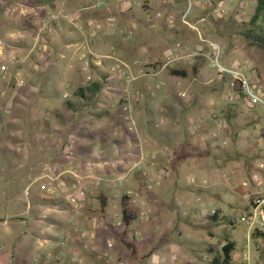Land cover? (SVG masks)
<instances>
[{
  "label": "rangeland",
  "instance_id": "rangeland-1",
  "mask_svg": "<svg viewBox=\"0 0 264 264\" xmlns=\"http://www.w3.org/2000/svg\"><path fill=\"white\" fill-rule=\"evenodd\" d=\"M72 1L78 9L65 3L59 16L36 0H0V264H210L227 241L232 264H264L245 197L264 194L263 109L236 99L231 77L204 56L166 66L188 34L191 49L217 46L218 63L240 66L264 95V51L239 33L256 0H120L131 6L123 14L118 0ZM68 17L95 37L92 49L65 40L77 37ZM119 42L133 44L129 69L111 51ZM158 63L161 74H144ZM92 65L106 66L108 83L72 114L61 102L99 79ZM192 65L195 76L168 73ZM22 87L25 97L42 91L25 99ZM235 102L239 113L213 130L210 116L223 120ZM122 194L136 211L127 239L148 255L138 262L120 241Z\"/></svg>",
  "mask_w": 264,
  "mask_h": 264
},
{
  "label": "trees",
  "instance_id": "trees-1",
  "mask_svg": "<svg viewBox=\"0 0 264 264\" xmlns=\"http://www.w3.org/2000/svg\"><path fill=\"white\" fill-rule=\"evenodd\" d=\"M48 2V0L36 1V3ZM264 21V0H256L255 6L253 9V13L249 17L246 23H243L244 28L239 31L241 35L244 36L246 40L252 45L258 48H261L264 51V32L262 27V22ZM159 65V63H158ZM153 66V65H152ZM98 72V78L92 81L85 83L83 86L76 87L73 91H71L69 98L63 99L61 102V107H65L67 110L72 112V114L77 113L80 109L85 108L86 106L93 104L97 99L98 94L101 90L106 86L108 81L106 80V76L103 75V72L98 68H94ZM168 73L171 76L178 78H188L190 75L195 76L198 73L195 65L191 67L190 70L182 69V68H174L170 67L168 69ZM108 75V74H107ZM24 87L20 89V95L24 96L25 99L33 96L35 99L38 96V93L42 91L41 88L38 89L37 93L31 94V96H26L24 92ZM22 92V93H21ZM235 94L236 99H243V95L240 90L233 88L232 91ZM26 101V100H25ZM237 101V100H236ZM28 102V101H27ZM94 105V104H93ZM239 104L234 103L232 105H228L224 111V123L226 125V120L231 121L233 117L235 118L236 113H239ZM96 114V113H95ZM212 118V116H210ZM251 122H256V120H251ZM101 210L106 206L105 201H103L102 197H98ZM131 198L129 195L122 194L119 198V213H120V223L122 224V232L120 234V241L126 250L129 252L130 256L135 261H140L148 255H141L139 253L138 246L135 243V238L132 235L131 239H127V233L129 232V226L136 219V211L130 206ZM219 211H213V214L208 217L210 220L218 221L217 213ZM254 235L259 237H264V233L259 231H254ZM234 250V243L231 241L225 242L220 247V254L213 257L210 261V264H232L231 252Z\"/></svg>",
  "mask_w": 264,
  "mask_h": 264
},
{
  "label": "crops",
  "instance_id": "crops-1",
  "mask_svg": "<svg viewBox=\"0 0 264 264\" xmlns=\"http://www.w3.org/2000/svg\"><path fill=\"white\" fill-rule=\"evenodd\" d=\"M37 1V0H36ZM39 1H42V0H39ZM120 0H118V2H119ZM65 3L67 4H69L68 5V7H71V9H78V7L80 6V3L78 2V1H72V0H48V2H43V3H37L36 4V6L38 7V8H40L41 10L42 9H44V8H48V9H59V10H56V12H58L59 11V16H61V11H63L65 8H63L62 9V7H63V5H65ZM121 3H123V2H121ZM121 3L119 2L118 3V5H121ZM133 4H136V2H133L132 3V5ZM133 6H135V5H133ZM132 6V7H133ZM80 9H81V7H80ZM120 11V14H123L124 12H126V11H131V6H127L126 4L125 5H121L120 6V9H119ZM98 12H103V11H98ZM75 14V13H74ZM69 23L68 24H70L71 26H69V27H71L72 29H75L74 30V35L75 36H77V37H75V39L73 38V39H68V38H65V40L66 41H70V43H77V45H79V47H82L83 45H85V43H87L88 44V47L91 45L92 46V44H95L96 43V40H95V37H92V38H89V39H87V33H84L83 32V28H82V25H81V22H78V21H68ZM43 23L44 22H42V21H39L38 20V22H36V24H34V25H36V30L35 31H33L34 33H37V29L38 30H40L41 28H42V25H43ZM87 24H89L90 25V28L93 30V29H95V27L97 26V27H100V25H98V23H97V21H95V20H88L87 22H86ZM60 24H61V20H57V21H54L53 23H52V26H53V29H54V32L56 31L55 30V28H57V30H60ZM38 25V26H37ZM41 32V31H40ZM127 33H129V34H132L131 32H128V31H126ZM95 33H96V31H92V33L91 34H94V36H95ZM81 35H85V36H82V37H79V36ZM185 36H182L183 37V47H181L179 44H178V42H176V44H175V46L176 47H179V49H178V51L176 52V48L174 49V54L172 55V56H170L169 57V59H168V63L166 64V66L167 65H169V66H186V65H188L191 61H193V59L194 58H197V57H194V56H190L189 54H190V52L192 51V50H194V49H191V44H192V38L188 35V34H184ZM133 38V34H132V37H131V39ZM95 41V42H94ZM91 46H90V49H92L91 48ZM50 47L51 48H53L51 45H50ZM96 49V48H95ZM94 50V49H93ZM97 50V49H96ZM113 50H116V51H118L119 53H121L116 59H118V58H121V59H123V65H124V67H126V69H129V65L127 64V62H125V61H127V59L128 58H126V54H128L129 53V51H133L134 50V47H133V44H130V46L129 45H125V43H122V42H119V43H114V45H113V48L111 49V51H113ZM98 51V50H97ZM89 53H91V52H89ZM92 55L94 56V57H97L98 55L97 54H93L92 53ZM82 57L83 58H85L86 57V54H82ZM81 58V57H80ZM96 59H99V58H96ZM103 59H99V61H97L95 64H100L101 63V61H102ZM86 61H87V64H88V60L86 59ZM93 61V60H92ZM152 62V61H154V60H150V59H146V60H144V62ZM159 66V65H158ZM193 66V65H192ZM237 66V65H236ZM104 67H106V66H101V67H98V66H96V65H92L91 66V68L94 70V68H98L100 71H102V69L104 68ZM122 68V70H124V71H126V69L125 68ZM151 67V70L150 71H145V75H153V76H155V75H157V74H161V69H162V67L161 66H159L160 68H157L156 69V67H154V66H150ZM165 67V66H164ZM234 67V66H233ZM114 68V67H113ZM183 69V68H182ZM224 76V75H223ZM223 76H221V77H223ZM178 78V77H177ZM170 80H172V82H174V80L175 79H170ZM156 86H159L158 88H156L155 87V89H159L160 88V85H156ZM161 111H162V109H160ZM212 116V115H211ZM196 121H198V118H196ZM196 121H195V123H196ZM194 123V125L192 126V130H197L198 129V127H197V125ZM209 123H210V125H211V128L213 129V130H216L215 129V127H214V125L211 123V118H209ZM213 135H214V133H212ZM111 176V175H110ZM112 177V176H111ZM98 197H101L100 195L98 196ZM103 198V197H102ZM103 201H104V198H103ZM134 236V235H133Z\"/></svg>",
  "mask_w": 264,
  "mask_h": 264
},
{
  "label": "built area",
  "instance_id": "built-area-1",
  "mask_svg": "<svg viewBox=\"0 0 264 264\" xmlns=\"http://www.w3.org/2000/svg\"><path fill=\"white\" fill-rule=\"evenodd\" d=\"M97 4H101L100 0H95ZM70 20V18L68 17ZM213 47V46H211ZM215 49L210 52H199L198 50H192L190 52V56L198 57V56H204L209 60L210 66L212 69L215 70L216 75L221 77L225 74H228L233 84L235 85V88L240 90L241 94L243 95V100L251 105V106H259L263 109L264 112V95L261 93V91L258 89V87L253 84L246 75H244V72L242 71L240 66H234L232 68H225L221 66L218 63V47L215 46ZM1 51V46H0ZM115 69H120L119 65H114ZM159 86H156L158 88ZM180 96H183L181 94ZM128 100V99H127ZM125 111L129 113L130 111V103H126L123 107ZM126 119L129 118V116H125ZM211 123L214 125L215 129L218 130V128H223L224 122L223 120H219L215 116H212ZM129 130H131V127H128ZM260 169H264V164H259ZM248 199L249 206L251 207V213L249 214V217L246 221V225L249 227H252L254 230L264 233V194L254 195L250 198L249 195H245ZM245 264H252L250 262H246Z\"/></svg>",
  "mask_w": 264,
  "mask_h": 264
}]
</instances>
